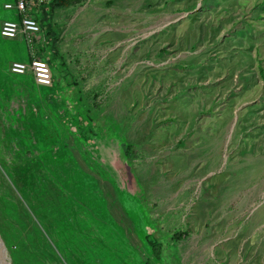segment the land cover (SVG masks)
Wrapping results in <instances>:
<instances>
[{
  "label": "rangeland",
  "instance_id": "rangeland-1",
  "mask_svg": "<svg viewBox=\"0 0 264 264\" xmlns=\"http://www.w3.org/2000/svg\"><path fill=\"white\" fill-rule=\"evenodd\" d=\"M43 2L0 40L5 264H264L263 0Z\"/></svg>",
  "mask_w": 264,
  "mask_h": 264
},
{
  "label": "built area",
  "instance_id": "built-area-1",
  "mask_svg": "<svg viewBox=\"0 0 264 264\" xmlns=\"http://www.w3.org/2000/svg\"><path fill=\"white\" fill-rule=\"evenodd\" d=\"M13 4L19 16L16 19L4 20L0 27V34L5 38H17L21 34L31 44L32 40L30 37L37 36L39 33L42 34V30L36 17L31 16L29 12L32 8L44 4V2L43 0H14ZM13 4L6 2L4 7L12 9ZM10 72L17 75L30 74L35 83L41 86H50L53 82L49 63L39 56H33L28 60H14L10 66Z\"/></svg>",
  "mask_w": 264,
  "mask_h": 264
},
{
  "label": "crops",
  "instance_id": "crops-1",
  "mask_svg": "<svg viewBox=\"0 0 264 264\" xmlns=\"http://www.w3.org/2000/svg\"><path fill=\"white\" fill-rule=\"evenodd\" d=\"M6 2H9V1H6ZM6 2H5V3H6ZM5 3H4V4H5ZM3 6H4V5H3ZM4 8H5V7H4ZM29 14H30V13H29ZM30 15H31V16H34V15H32V14H30ZM18 16H19V15H18ZM18 16H17V17H18ZM34 17H35V16H34ZM37 17H38V16H37ZM41 30H42V33H43L44 30L42 29V27H41ZM44 33H45V31H44ZM41 35H42V34L39 33V34H37V36H34V38L37 39V42H39L38 39H39V37H41ZM20 38H22V39L24 40V42H25V40H26V39H25V36H24V35H21V34H20L17 38H5V37L1 36V34H0V40H2V41H6V40H8V39H17V40H18V39H20ZM40 42H42V41H40ZM40 42H39V43H40ZM25 44H26V46H27V43H26V42H25ZM27 47H28V46H27ZM32 54H33V53H32ZM20 60H22V59H20ZM11 73H12V72H11ZM12 74H13V73H12ZM37 85H38V84H37Z\"/></svg>",
  "mask_w": 264,
  "mask_h": 264
},
{
  "label": "water",
  "instance_id": "water-1",
  "mask_svg": "<svg viewBox=\"0 0 264 264\" xmlns=\"http://www.w3.org/2000/svg\"><path fill=\"white\" fill-rule=\"evenodd\" d=\"M5 253H4V249H3V244L0 241V259H1V264H5Z\"/></svg>",
  "mask_w": 264,
  "mask_h": 264
},
{
  "label": "trees",
  "instance_id": "trees-1",
  "mask_svg": "<svg viewBox=\"0 0 264 264\" xmlns=\"http://www.w3.org/2000/svg\"><path fill=\"white\" fill-rule=\"evenodd\" d=\"M62 1V0H61ZM262 6H264V0H263V2H262V4H261ZM263 10H264V7H263ZM36 19L38 20V18L36 17ZM38 22H39V20H38ZM41 22H42V20H41ZM40 23V22H39ZM41 25V24H40ZM42 27V26H41ZM39 49V48H38ZM39 53H40V50L38 51ZM38 55V54H37ZM48 62V61H47ZM49 63V62H48Z\"/></svg>",
  "mask_w": 264,
  "mask_h": 264
}]
</instances>
